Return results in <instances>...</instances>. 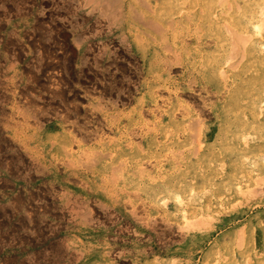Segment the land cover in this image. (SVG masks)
I'll return each instance as SVG.
<instances>
[{
	"label": "rangeland",
	"instance_id": "rangeland-1",
	"mask_svg": "<svg viewBox=\"0 0 264 264\" xmlns=\"http://www.w3.org/2000/svg\"><path fill=\"white\" fill-rule=\"evenodd\" d=\"M145 1L0 0V264H264V82L254 79L250 56L224 31L219 42L213 34L173 43L142 19L161 12L193 33V20L203 13L192 11L215 16L232 0ZM248 25L259 40L261 27ZM153 46L159 71L169 70L178 82L187 67L203 69L208 56L216 62L209 87L222 81V91L239 90V105L230 101L222 130L218 110L200 114L219 139L205 142L204 155L193 156L188 168L185 156L196 144L178 127L131 135V146L120 149L131 154L125 177L116 178L117 168L128 165L123 155L114 163L109 156L96 159L86 170L71 167L70 152L79 157L83 148H116L124 136L115 125H126L127 117L157 124L144 84ZM254 54L263 73L264 51ZM222 93L207 95L214 107ZM181 96L192 113L200 111L195 96ZM206 203L211 217L183 227L184 212L206 215ZM196 229L195 239L187 235Z\"/></svg>",
	"mask_w": 264,
	"mask_h": 264
},
{
	"label": "bare ground",
	"instance_id": "bare-ground-1",
	"mask_svg": "<svg viewBox=\"0 0 264 264\" xmlns=\"http://www.w3.org/2000/svg\"><path fill=\"white\" fill-rule=\"evenodd\" d=\"M175 1L177 2V0H175ZM145 2H147L148 5L151 7L152 3H150V1H145ZM225 2H223L222 4H225ZM113 3H115V2L113 1ZM168 4H170V3H168ZM205 5H206V3H205ZM228 6H229V9L225 8V9H221V11H219V13L215 12V14H214L215 16L207 15V14H210V10H206V9L201 10V8H200L196 11L194 10V12L192 11V13H197V12L203 13L202 16H198L195 20H193L194 21L193 33H189L190 30L188 29V27L185 28L186 31H183L181 26L178 25V22L176 21V19L166 20L165 17H162L161 12H159V11H158L159 13L155 12L154 14H147V12H145L144 14H142V19H144V23L147 24V26H150L152 29L157 30L158 32H160L163 35L169 34L172 38L173 43L174 42H180L182 44H185V42H187V39L190 37V35H196V37H195L196 39H198V38L202 39L205 35L211 36L213 34L217 35L216 42H219L221 40V37L219 36V34L222 33L221 31H224L226 33V35L229 36L230 42L233 46H235L238 49H241L240 51L245 56H250V58H251L250 64H252L251 67L255 73L254 79L257 81H260L263 84L264 72L262 73V71H258L256 69L257 68V62H259V61L261 62V60H260L259 56H258V58H255L254 50H259L260 52L264 51V25L261 27V24L259 23L260 21L258 22V19H261L263 21L262 24L264 23V0H241L238 2L232 0V3H230ZM101 7H102V5H101ZM115 7L117 8V6H115ZM150 9H152V8H150ZM159 9H161V8H158V10ZM192 10H193V8H192ZM182 11L185 12V10H182ZM199 11H201V12H199ZM164 13H165V11H164ZM248 13L251 15L250 19H249V17H247ZM211 14H213V13H211ZM117 17H118V15H117ZM248 24H252L251 27L257 28V29H259L261 27L262 30H260V32H258V34L260 36L259 40H257V37L255 35H253V32L249 33V31L247 29V28H249ZM140 36L138 35V37H140ZM154 40H155V37H154ZM223 40H224V38H223ZM242 40H243L244 44H243ZM158 42L163 43V40H159ZM165 44H167V42ZM204 45L208 46L207 43H205ZM220 45H222V44L220 43ZM179 46H181V44ZM155 47L156 46H153L151 48V50H149V51L147 50L148 55H149L148 56L147 72L151 76V79L149 78V76L145 77L144 78V81H145L144 84L146 85V87H148V91H149V93H151L150 94L151 97H153L151 100L152 101L151 104L148 105V111L150 112L151 116L154 119H156L157 124L155 125L151 121L152 124L150 123L151 124L150 125L148 122V123H146L147 126L145 127V126H142L141 124L139 125V124H136L134 122L131 123V116H129V117H127L126 125L121 124L120 127L115 125L117 132L119 134L122 133V135L124 136L125 143H124V140L117 141L116 148H114L111 151L110 150L104 151V149H103V150H99L97 152H91L89 149L83 148L82 150H80L77 153L80 155L79 157H75L74 153L70 152V158H69L70 160L68 163L70 164L71 167H74L73 165H75V164H79L76 166L79 167L80 165H84V166H86V168L84 170H86V169L90 168L93 165V163H95L94 161L96 159H99V158L105 157V156H109L108 159H110L114 163V159L116 156H120V158H121V156L123 155L124 156L123 160H125V161L128 160V165H125V166L120 165V167H118V168L115 166V168H117V170H120V172H117V173L115 171L114 172L116 173V176H117L116 178H118V179L120 178V176L125 177L129 174L128 172L131 173V154H130L128 148H126V150L128 151L127 153H125V152L121 153L120 149L122 148L123 144L124 145L126 144V146H128V147L131 146V135H139V136L143 137L144 132L147 133V131L151 134H156L157 132H164L166 130H169V132H171V130L175 131V129H173V128L178 127L181 129V131H179V132L181 134H183V136H184V134H189L191 132L192 138L196 144V146H194L195 148L188 149L187 156H185L186 162H187L186 168H188L189 164L191 163L190 159L193 156H203L204 155L203 151L205 149L204 148L205 142L209 143V140L211 139V137L213 135H214V141H217V139H219L218 134L216 136H215V134H212V126L205 124V121L203 120V116H200V114H202V112L205 113V111L218 110L219 113L216 114V118L219 120L218 126L222 130L224 128L223 126L226 124V122H228V120H227L228 114H229L228 113L229 112L228 105H230V103H231L230 101H233V102L235 101V104L239 105L237 103V100L239 98H237L238 97L237 93L234 92V91L238 92L239 90H234L233 92H231L229 90L222 91V90L226 89V86H227L225 84H222V81L214 82V84H213L214 86L209 87V85L212 84V80L214 79V73H213L214 71H212V69H215V68H212V67H213V65L216 64V62L213 63L212 62L213 58L210 59V58H208V56L206 58L205 64H203V66H204L203 69L199 70V69H196L194 66H192L190 69L187 67L186 71H185V78L183 76H181L183 78V81H182V83L178 82L175 78H171V76L169 75V70H167L165 73L162 71H159L158 68H160V66H158V65L161 62V58H160L161 56L159 55L160 53L157 50V48H155ZM224 47H226V45ZM225 49H223V50H225ZM220 51H221V49H220ZM213 52H215V51H213ZM173 54H174V52H173ZM172 56H174V55H172ZM225 56H226V54H225ZM260 57H262V56H260ZM232 58H234V57H232ZM222 59H224V58H222ZM213 60H215V59H213ZM164 61H166L165 64L167 65V67L171 69V67H169L172 65V64H170V61H168L166 59H164ZM219 61H221V60H219ZM174 62H176V61H174ZM174 66H176V65H174ZM222 66H223V64H222ZM231 66H229V67H231ZM200 73H201V75H200ZM200 78H202V81H203V83H201V84H199V80H201ZM148 79H150V80L148 81ZM250 90H252V89H249V91ZM155 92H156V94L154 95ZM222 92H225L223 100L218 102L217 106L214 107L212 100L210 98H208L207 95L216 94V96H220V94ZM180 93L181 94L186 93V96H187V94L195 96V98H197L200 102L199 103V105H200V111L199 112L200 113L199 112L192 113L191 106L189 104H187L188 102L181 96ZM152 94H153V96H152ZM240 98H241V96H240ZM206 114H208V113H206ZM240 119H242V118H240ZM108 124L110 127L112 125V122H110ZM237 125L238 124H236V125L234 124V126H236V127H237ZM237 129H238V127H237ZM65 146L66 145H63V148H62L64 153L66 152V148H67ZM235 161H237V159ZM74 170H76V169L73 168V171ZM175 178H176V176H175ZM243 178H244V176H243ZM249 178H247V180ZM162 180L164 181V183H167L168 185L171 183L169 180H166V176L164 178H162ZM232 180H234V179H232ZM238 184H240V183H238ZM174 188L176 190H178L179 193L182 191V189H180L179 186L174 185ZM193 190L194 189L191 187L190 191H193ZM247 190H249V189H247ZM247 192H250V191H247ZM181 193H183V192H181ZM249 194H251V193H249ZM177 195H178V193L175 194V196H177ZM247 196H248V194H247ZM178 197H181V196H178ZM178 200L183 201L182 198H178ZM184 213H185V216L187 217V215H188L187 211H185ZM205 213H206V215L203 214L202 216H199V217H196V216H194L193 218H190L189 216L187 218L185 217L186 223L183 224V227L186 226L187 228H190V229H192L194 227H198L206 218H208L211 214H213V212H211V210H210V204H207V203L205 204Z\"/></svg>",
	"mask_w": 264,
	"mask_h": 264
},
{
	"label": "crops",
	"instance_id": "crops-1",
	"mask_svg": "<svg viewBox=\"0 0 264 264\" xmlns=\"http://www.w3.org/2000/svg\"><path fill=\"white\" fill-rule=\"evenodd\" d=\"M170 75V74H169ZM151 77V76H149ZM218 227H220V225H218L217 227H213V229L207 231L205 233V235H203L202 237L199 238V240L202 242H204L205 240H210L212 238V236L214 235L215 231L218 229ZM198 229L196 230H191L189 232H187V235L193 239H195V232L197 231Z\"/></svg>",
	"mask_w": 264,
	"mask_h": 264
}]
</instances>
